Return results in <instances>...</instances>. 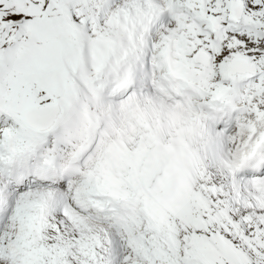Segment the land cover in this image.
I'll return each instance as SVG.
<instances>
[{"label": "snow or ice", "instance_id": "snow-or-ice-1", "mask_svg": "<svg viewBox=\"0 0 264 264\" xmlns=\"http://www.w3.org/2000/svg\"><path fill=\"white\" fill-rule=\"evenodd\" d=\"M0 264H264V0H0Z\"/></svg>", "mask_w": 264, "mask_h": 264}]
</instances>
